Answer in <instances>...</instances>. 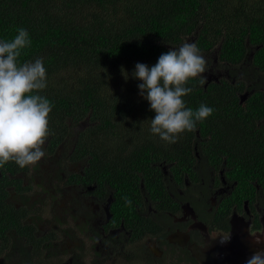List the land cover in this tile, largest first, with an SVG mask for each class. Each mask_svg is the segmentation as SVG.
<instances>
[{
    "label": "flooded vegetation",
    "instance_id": "obj_1",
    "mask_svg": "<svg viewBox=\"0 0 264 264\" xmlns=\"http://www.w3.org/2000/svg\"><path fill=\"white\" fill-rule=\"evenodd\" d=\"M261 48L248 40L238 67L215 60L203 73L205 88L223 79L245 85L238 104L250 120H240L238 134L225 129L230 137L215 139L228 144L240 136L233 153L218 154L219 167L206 150L214 140L199 130V143L206 147L195 142L193 164L153 160L148 185L134 177L126 188L106 159L94 166L93 155L78 149L79 136L90 125L87 117L79 123L66 118L63 129L53 126L38 164L20 168L9 162L0 168V197L5 195L7 206L2 212L15 214L28 229L27 236L0 233V264H247L264 250ZM146 222L147 229L139 226Z\"/></svg>",
    "mask_w": 264,
    "mask_h": 264
},
{
    "label": "trees",
    "instance_id": "obj_2",
    "mask_svg": "<svg viewBox=\"0 0 264 264\" xmlns=\"http://www.w3.org/2000/svg\"><path fill=\"white\" fill-rule=\"evenodd\" d=\"M20 28L29 33L31 46L22 50L19 63L42 58L46 68L47 87L38 94L53 105L50 130L63 129L66 118L79 123L89 117L78 149L93 155L94 166L106 159L126 188L134 177L138 184L148 185L153 160L181 158L193 164L195 142L201 150L206 147L199 143V130L214 140L206 150L218 167V154L228 155L233 146L238 148L240 136H233L228 144L215 139L230 137L225 129L238 134L240 120L247 124L250 120L238 104L243 81L237 80L235 87L223 79L205 88L206 83L191 80L187 86L193 91L183 98L187 107L196 110L204 104L214 109L213 114L198 122L194 132L168 144L150 131L149 120L156 113L141 96L142 81L133 73L137 63L151 67L161 54L185 42L200 49L206 71L215 60L238 67L248 40L260 45L258 57L264 56V0H0V41H11ZM233 105L237 110L230 112ZM201 150L200 155L205 153ZM3 197L0 233L27 236L18 216L2 212L7 207ZM147 225L139 226L147 229Z\"/></svg>",
    "mask_w": 264,
    "mask_h": 264
},
{
    "label": "clouds",
    "instance_id": "obj_3",
    "mask_svg": "<svg viewBox=\"0 0 264 264\" xmlns=\"http://www.w3.org/2000/svg\"><path fill=\"white\" fill-rule=\"evenodd\" d=\"M30 46L29 33L23 28L11 41H0V168L9 162L20 168L38 164L45 156L43 145L47 137L54 135L49 128L53 105L38 94L47 87L43 59L19 63L22 50ZM206 68L200 49L190 42L161 54L151 67L136 64L133 76L142 81L138 85L140 94L156 113L149 120L152 134L174 144L213 114L214 109L207 105L193 110L183 99L193 91L187 86L191 80H198L200 85L206 83L202 75ZM125 199L130 205L131 201ZM260 238L255 237V243L260 244ZM247 264H264V250L256 251Z\"/></svg>",
    "mask_w": 264,
    "mask_h": 264
},
{
    "label": "rangeland",
    "instance_id": "obj_4",
    "mask_svg": "<svg viewBox=\"0 0 264 264\" xmlns=\"http://www.w3.org/2000/svg\"><path fill=\"white\" fill-rule=\"evenodd\" d=\"M230 81H231V80H230ZM86 129H87V128H86ZM86 129H85V130H86Z\"/></svg>",
    "mask_w": 264,
    "mask_h": 264
}]
</instances>
